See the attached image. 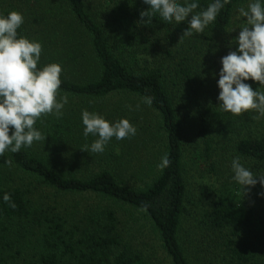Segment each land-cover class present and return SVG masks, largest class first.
Returning a JSON list of instances; mask_svg holds the SVG:
<instances>
[{
  "label": "trees",
  "instance_id": "1",
  "mask_svg": "<svg viewBox=\"0 0 264 264\" xmlns=\"http://www.w3.org/2000/svg\"><path fill=\"white\" fill-rule=\"evenodd\" d=\"M28 2L29 17L18 31L42 43L38 67L62 66L60 93L69 94L73 105L59 120L44 116L37 121L35 127L47 137L45 142L7 154L30 177V183L18 184L0 174V230L10 234L11 228L20 229L36 239L30 242L29 261L1 258L0 264H264V202L249 197V191L245 194L231 177L211 191L210 207L193 217L194 238L187 239L183 230L190 202L185 153L191 150L201 155L204 148V156L210 159L215 150L213 133L215 129L222 133L219 128L224 120L231 119L222 128L233 154L248 161L253 171L264 170V117L257 118L252 111L248 115L260 121L257 127L235 126L234 119L243 114L235 117L216 108L220 60L235 50L229 47L230 39L220 46L218 34L238 27L236 9L248 0H231L212 25L191 37H182L187 21L164 24L156 15L143 24L140 13L148 8L143 0H123L111 9L98 7L108 17L106 22L93 14L88 0ZM210 2L200 0L196 11ZM10 11L20 13L10 4L2 14ZM234 32L230 34L238 36L239 29ZM247 83L254 90L259 87L258 82ZM178 92L188 99L184 105ZM120 95L136 108L130 111V119L143 115L160 123L154 134L160 138L158 150H150V161L145 164L151 163L152 168L125 179L106 166L122 162L115 154H105L106 162L76 171L55 168L52 150L60 154L67 147H79L73 142L75 129L63 120L73 111L76 115L70 119L81 117V109L74 104L105 102ZM145 97L151 98L150 106ZM122 110L111 117L127 116ZM166 153L171 163L160 170L157 165ZM39 187L55 195L90 196L99 200V206L84 215L46 209L36 198ZM4 193L11 196L14 209L3 202ZM116 205L146 220L159 246L138 245L135 235L126 241ZM17 254L22 252L17 250Z\"/></svg>",
  "mask_w": 264,
  "mask_h": 264
},
{
  "label": "clouds",
  "instance_id": "2",
  "mask_svg": "<svg viewBox=\"0 0 264 264\" xmlns=\"http://www.w3.org/2000/svg\"><path fill=\"white\" fill-rule=\"evenodd\" d=\"M143 3L148 6L140 13L143 24L156 15L164 24L187 21L182 37H191L212 25L231 0H211L200 11H196L201 8L200 0H143ZM234 21L238 27L227 33L239 29V34L229 45L235 46V50L220 60L216 108L235 117L252 111L257 118L264 117V0H248L246 6L237 7ZM23 23L24 17L19 12L0 14V156L45 142L47 137L35 127L37 121L44 116L61 119L69 104V94L60 93L62 66L50 63L38 67L42 43L19 33ZM247 81L258 82L259 87L254 90ZM144 102L150 106L152 100L145 97ZM81 122L83 136L95 138L85 145L87 152L103 153L113 138L123 141L137 134V128L128 119L113 122L86 109L81 111ZM170 163L166 153L157 167L163 170ZM5 164L11 166L12 161L6 159ZM230 167L231 181L245 194L257 184L264 188V170L246 167L239 155L233 156ZM259 195L264 196V192ZM2 200L8 207H16L8 193L3 194Z\"/></svg>",
  "mask_w": 264,
  "mask_h": 264
},
{
  "label": "rangeland",
  "instance_id": "3",
  "mask_svg": "<svg viewBox=\"0 0 264 264\" xmlns=\"http://www.w3.org/2000/svg\"><path fill=\"white\" fill-rule=\"evenodd\" d=\"M88 1L92 12L95 10L93 14L101 21L106 22V18L108 17L104 16L102 12L99 13L98 7L102 6L104 9H111L122 3L123 0ZM10 4H14V6L19 9L25 22V20L29 17L30 2H28V0H0V14H2V11H4ZM34 6H37V4L35 3ZM235 37V35H231L227 32L218 34L220 41L219 45L223 46V41L225 39H230V41H232ZM178 94L181 100V105H184L188 101L186 95L179 92ZM131 104L132 102H130L128 97L124 95L114 96L105 102H92L88 105L74 104V106L81 109L79 110L80 114L82 110L87 108L86 110L89 112H97L109 121L114 122L121 118L128 119L130 123L137 128V134L134 137L123 141H116L113 138L107 144L103 153L87 152L84 151L85 145H90L95 138L90 135L86 139L82 134L83 126L81 117L78 118L77 116L76 119H70V117H74L76 114L74 111L73 113L69 112L68 115L71 113L72 115L68 116L69 119L63 120L66 121L67 125H70V127L75 129L73 132L75 137L73 142L77 141L79 147L75 145L74 148L67 147L62 149L63 152L60 154H57L55 150H52L51 153L53 161L55 162L53 166L55 168L59 167V169H65V171H70L68 169L75 168L76 171L77 169L87 166L93 167L97 164H101V160L106 162L105 154H115L120 157L122 162L120 164L108 163L106 166L109 167L111 171H115L120 177L128 179L133 177L135 174L138 175V173L142 170H145V172L150 170V168H152V164L150 163L149 166L145 164L148 160L150 161V150H158L156 140L160 138L154 134L155 132H158V124L160 123H158L155 119H145L143 115H138L139 119H130V111L135 112L136 110V108L130 106ZM72 105L73 103L69 102V104L66 105L64 112H68ZM119 108H122L123 110L121 112L125 113L127 116H120L118 118L115 115L114 117H111L112 113H115ZM252 119L253 118L249 116L248 113H245L241 119H234V125L241 126L244 124L245 126L257 127L260 124V121L257 119L252 121ZM246 120L247 122H245ZM228 123H231V119L224 120L221 126H226ZM222 127L219 128L222 130V133L216 131V129L213 133V137L215 138L213 143L215 150H213L210 159H207L204 156V148L201 155H198L195 151L191 150L186 151L185 153L187 160L186 164L189 171L188 183L190 194V202L186 203L187 212L185 215L183 229L187 239L188 236L194 238V229L197 228L193 217L205 212L210 207L212 201L211 191L215 190L219 186L222 179L230 178L232 175L230 162L235 155L233 154L231 145L228 143L229 141L225 137L227 136L226 132ZM80 136L82 138H80ZM70 142H72L71 139ZM7 154L8 152H6L4 156H0V174L6 180L16 181L18 184H29V176L21 173L13 164L11 166L5 164L6 159H8ZM242 163H244L246 167L251 168L252 166L248 163V161H244L243 159ZM211 165L215 167V170H212ZM132 179L135 180L136 178ZM39 188L40 190L36 194V198L42 200L46 209H61L64 214L68 213L70 215L78 211L84 215L90 213L93 207L99 206V200L93 199L90 196L76 197L72 195H55L52 192H48L45 188ZM249 192V197H253L255 201H258V203L264 202V196L259 195L261 192H264V188H261L259 184L252 188ZM109 206L113 209L112 205ZM115 209H117L116 216H119L120 218L121 225H119V229L123 231L124 235H126V241L131 239L132 235H135L134 243L138 245H143V243H145L148 244V247L157 248L159 246L158 237L146 220L142 219V217L138 214H132L131 211L121 206L116 205ZM92 210H95V208ZM134 218L136 219L135 221H133ZM8 227L11 228L13 225H9ZM11 231L12 232L9 234L6 231L0 230V259L3 258L9 262L14 260V262H16L19 261L17 258H26V260L29 261L30 242L33 243L36 238L33 235H24V232H19L20 229L17 231L11 228ZM7 245L9 247H7ZM17 250H20L22 254L16 255ZM14 255L17 257H14ZM159 256H161V253Z\"/></svg>",
  "mask_w": 264,
  "mask_h": 264
}]
</instances>
